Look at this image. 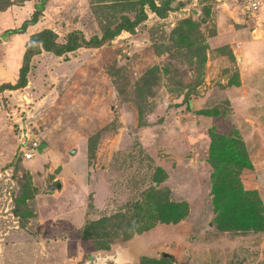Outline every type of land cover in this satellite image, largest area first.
Here are the masks:
<instances>
[{"label": "rangeland", "instance_id": "374dc122", "mask_svg": "<svg viewBox=\"0 0 264 264\" xmlns=\"http://www.w3.org/2000/svg\"><path fill=\"white\" fill-rule=\"evenodd\" d=\"M37 1L15 0L14 19L0 17V69L17 35L4 33ZM170 1L167 17L146 7L133 32L100 47L43 51L25 87L0 92V264H85L117 249L127 264L163 252L175 264H264V0L256 16L241 0ZM138 3L49 0L24 35L101 36ZM23 129L39 139L31 160ZM232 177L234 193L217 194ZM166 200L186 216L156 220Z\"/></svg>", "mask_w": 264, "mask_h": 264}, {"label": "trees", "instance_id": "16d2710c", "mask_svg": "<svg viewBox=\"0 0 264 264\" xmlns=\"http://www.w3.org/2000/svg\"><path fill=\"white\" fill-rule=\"evenodd\" d=\"M49 0H39L35 2V9L29 19H25L22 25L16 29H8L4 33V39L6 40L8 35L11 34H22L26 33L27 30L38 24L41 16L43 15L44 8L46 3ZM14 1L12 0H0V12L6 11ZM186 5L185 3H180L177 8L181 9L183 6ZM146 7H148L152 12L158 15L161 18H165L168 16L170 11L174 10L172 6V1H162V4L156 3L154 0H139L138 3V10L135 12L133 16L128 14H122L119 17L118 22L114 27H107L101 36L94 35L91 38H87L83 31L79 29H74L70 31L66 37L65 43H59L57 41L58 35L55 31L44 28L40 31L34 32L30 35L26 46L25 52L23 56L22 65L19 69L18 78L16 83H2L0 85V92L7 90V89H19L23 88L28 83V76L31 71V65L34 57L40 55L43 51L53 53L56 56H63L67 53L75 52L76 50L86 47H100L104 45L107 41L114 39L117 37L122 31H130L133 32L137 26H139L142 22H144L147 17ZM195 13H199L195 11ZM7 33V34H6ZM3 38V37H2ZM0 38V41L3 40ZM20 149V146H18ZM235 163V160H233ZM232 162L227 163L223 167L224 172L231 176L232 170H228L230 168ZM231 169V168H230ZM221 170V169H220ZM222 184L216 185L215 192L217 194L221 193L222 195L228 193V190H232L234 193V185H233V177L231 180L222 178ZM230 196V195H229ZM234 198V197H233ZM220 200V199H219ZM218 199H215V203L219 204ZM159 205L155 207L156 215L154 217L160 220V222H164L167 224L179 222L183 217L186 216V211H184L183 207L186 206L184 204H177V203H169L167 200L163 202H159ZM217 211H220V206L217 208ZM19 214V211L16 210ZM221 211L218 213L220 215ZM231 214H234L232 210H230ZM249 213L247 211H242L239 213L238 217L234 219L237 224H242L248 218ZM106 219H102V222H105ZM152 264H175L171 259L161 257L158 260H152Z\"/></svg>", "mask_w": 264, "mask_h": 264}, {"label": "crops", "instance_id": "0c3cea01", "mask_svg": "<svg viewBox=\"0 0 264 264\" xmlns=\"http://www.w3.org/2000/svg\"><path fill=\"white\" fill-rule=\"evenodd\" d=\"M12 1H14V3L6 11L0 12V17L2 16L3 17L2 19L5 22L9 19V17L11 16V13L13 12L14 8L16 7L15 0H12ZM29 4H30V1H29ZM35 4L36 3L34 2L33 3V9L30 7V9H31L32 12L35 9ZM263 7L261 9H263ZM11 18H13V17L11 16ZM32 27H34V26H32ZM32 27H30L29 30H31ZM3 32L4 31H1L0 34L3 33ZM34 32H37V31H31V32L29 31V34H27V35L26 34L24 35V33L23 34H17V35H15L14 40H13V43H12L13 44V47H12V51L13 52L11 53L12 54V58H11V60H9L8 59L9 56L7 55L6 60L5 61H2L3 68L0 69V84L7 83V82H12L14 80H17L18 73H19V69H20V65H21V63L23 61V56H24V52H25V46H26V44L23 45V42L24 43L27 42L28 39H29V37H30V35L32 33H34ZM16 40H20L21 42H16ZM6 44H7V42H5V43L3 42V45L4 46ZM8 44H9V42H8ZM117 250L123 252L122 249H117ZM125 258L128 260L129 259V256L127 257L126 254H125ZM128 261L125 262V264L130 263Z\"/></svg>", "mask_w": 264, "mask_h": 264}, {"label": "built area", "instance_id": "2783aa9c", "mask_svg": "<svg viewBox=\"0 0 264 264\" xmlns=\"http://www.w3.org/2000/svg\"><path fill=\"white\" fill-rule=\"evenodd\" d=\"M242 12L248 13L250 16H256L262 8V1L259 0H241ZM19 151L22 153L25 160L34 158L38 147L39 139L36 137H28V129H23L19 137Z\"/></svg>", "mask_w": 264, "mask_h": 264}, {"label": "flooded vegetation", "instance_id": "af4514ba", "mask_svg": "<svg viewBox=\"0 0 264 264\" xmlns=\"http://www.w3.org/2000/svg\"><path fill=\"white\" fill-rule=\"evenodd\" d=\"M116 255H111L107 257H103V259L99 256H94L90 258L91 264H125L128 260L125 258V254L121 251L116 250ZM105 258V259H104Z\"/></svg>", "mask_w": 264, "mask_h": 264}, {"label": "water", "instance_id": "95a60500", "mask_svg": "<svg viewBox=\"0 0 264 264\" xmlns=\"http://www.w3.org/2000/svg\"><path fill=\"white\" fill-rule=\"evenodd\" d=\"M75 150L71 151V154H74ZM50 190H56V191H60L62 189V183L59 180H54L53 183L48 187ZM162 256L165 258H169V259H174L173 255L170 253H166L163 252ZM94 258V256H92V259ZM85 264H91V261L86 262Z\"/></svg>", "mask_w": 264, "mask_h": 264}]
</instances>
